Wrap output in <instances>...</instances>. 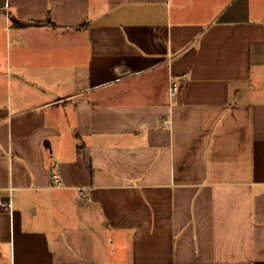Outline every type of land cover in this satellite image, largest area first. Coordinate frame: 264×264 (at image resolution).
Masks as SVG:
<instances>
[{"label":"crops","instance_id":"1","mask_svg":"<svg viewBox=\"0 0 264 264\" xmlns=\"http://www.w3.org/2000/svg\"><path fill=\"white\" fill-rule=\"evenodd\" d=\"M1 200L0 264H264V0H0Z\"/></svg>","mask_w":264,"mask_h":264},{"label":"built area","instance_id":"2","mask_svg":"<svg viewBox=\"0 0 264 264\" xmlns=\"http://www.w3.org/2000/svg\"><path fill=\"white\" fill-rule=\"evenodd\" d=\"M181 90H182L181 83L178 80H172L170 83V97L172 99H175L180 94ZM53 180L55 184H59V176L57 174L53 175ZM81 196L85 197L84 190L81 191ZM0 207L4 208L5 210H11L12 209L11 200L9 202L1 200Z\"/></svg>","mask_w":264,"mask_h":264}]
</instances>
